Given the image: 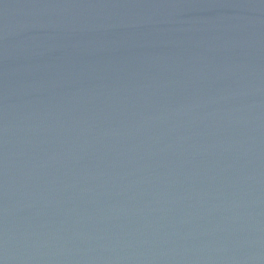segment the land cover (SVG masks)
I'll return each instance as SVG.
<instances>
[{
    "label": "water",
    "instance_id": "obj_1",
    "mask_svg": "<svg viewBox=\"0 0 264 264\" xmlns=\"http://www.w3.org/2000/svg\"><path fill=\"white\" fill-rule=\"evenodd\" d=\"M0 264H264V0H0Z\"/></svg>",
    "mask_w": 264,
    "mask_h": 264
}]
</instances>
